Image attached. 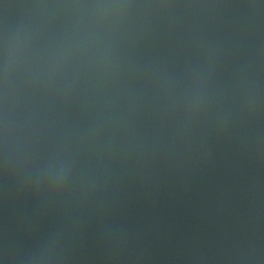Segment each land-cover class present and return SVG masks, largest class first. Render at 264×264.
Instances as JSON below:
<instances>
[{
    "label": "water",
    "instance_id": "obj_1",
    "mask_svg": "<svg viewBox=\"0 0 264 264\" xmlns=\"http://www.w3.org/2000/svg\"><path fill=\"white\" fill-rule=\"evenodd\" d=\"M0 264H264V0H0Z\"/></svg>",
    "mask_w": 264,
    "mask_h": 264
}]
</instances>
